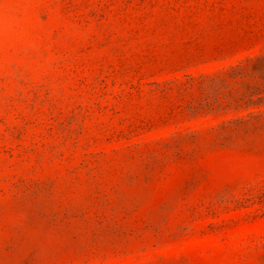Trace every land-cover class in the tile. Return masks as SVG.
<instances>
[{"label": "rangeland", "instance_id": "374dc122", "mask_svg": "<svg viewBox=\"0 0 264 264\" xmlns=\"http://www.w3.org/2000/svg\"><path fill=\"white\" fill-rule=\"evenodd\" d=\"M0 264H264V0H0Z\"/></svg>", "mask_w": 264, "mask_h": 264}]
</instances>
